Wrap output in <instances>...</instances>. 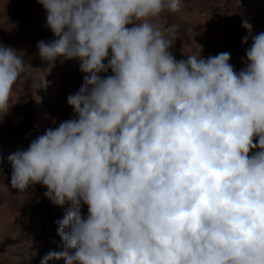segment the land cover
Instances as JSON below:
<instances>
[{"label":"clouds","instance_id":"1","mask_svg":"<svg viewBox=\"0 0 264 264\" xmlns=\"http://www.w3.org/2000/svg\"><path fill=\"white\" fill-rule=\"evenodd\" d=\"M37 2L54 37L41 58L85 73L73 118L8 157L19 194L39 184L70 206L62 251L40 264H264V32L242 21L252 43L237 71L228 52L174 57L179 26L149 21L181 0ZM23 57L0 44V122Z\"/></svg>","mask_w":264,"mask_h":264},{"label":"rangeland","instance_id":"2","mask_svg":"<svg viewBox=\"0 0 264 264\" xmlns=\"http://www.w3.org/2000/svg\"><path fill=\"white\" fill-rule=\"evenodd\" d=\"M244 20L252 24V36L264 32V0H181L179 11H165L149 22L162 29L179 26L175 33L166 34L175 40L170 51L177 60L228 52L230 63L239 71L252 43L249 38L242 44V38L249 36L242 27ZM53 38L37 0H0V44L23 52L26 69L13 86L10 103L14 105L0 122V264H40L49 251H62L57 222L70 206L52 204L44 196L47 189L39 184L27 195L19 194L11 187L13 170L8 159L26 150L46 129L74 116L67 97L79 90L85 73L77 60L61 62V58L52 65L41 58L38 42ZM42 77L49 82L46 89L37 88ZM81 212L86 218L87 205H82Z\"/></svg>","mask_w":264,"mask_h":264}]
</instances>
